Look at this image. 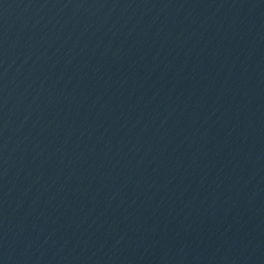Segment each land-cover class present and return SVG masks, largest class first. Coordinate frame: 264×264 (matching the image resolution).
Masks as SVG:
<instances>
[{
	"label": "water",
	"instance_id": "water-1",
	"mask_svg": "<svg viewBox=\"0 0 264 264\" xmlns=\"http://www.w3.org/2000/svg\"><path fill=\"white\" fill-rule=\"evenodd\" d=\"M0 264H264V0H21Z\"/></svg>",
	"mask_w": 264,
	"mask_h": 264
}]
</instances>
